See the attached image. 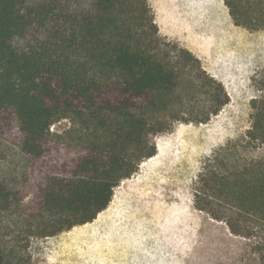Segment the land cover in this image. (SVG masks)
<instances>
[{"label": "trees", "instance_id": "trees-1", "mask_svg": "<svg viewBox=\"0 0 264 264\" xmlns=\"http://www.w3.org/2000/svg\"><path fill=\"white\" fill-rule=\"evenodd\" d=\"M225 4L237 26L264 30V0ZM252 81L250 127L204 159L193 193L246 241L240 264H264V67ZM230 102L192 51L160 36L150 0H0V138L24 164L0 176V264H32L31 238L94 221L156 155L154 135Z\"/></svg>", "mask_w": 264, "mask_h": 264}, {"label": "rangeland", "instance_id": "rangeland-1", "mask_svg": "<svg viewBox=\"0 0 264 264\" xmlns=\"http://www.w3.org/2000/svg\"><path fill=\"white\" fill-rule=\"evenodd\" d=\"M218 2L150 0V5L160 36L190 49L185 27L199 20L194 14L200 11V23L207 24V12ZM239 30L240 42L230 50L218 46L217 52L215 45H192L208 73L219 72L225 80L231 103L206 123L176 122L170 130L154 135L155 157L143 161L138 172L120 183L109 207L94 221L29 240L32 264L241 263L246 241L231 234L225 223L198 210L193 200L204 159L228 141L241 139L250 127V100L257 94L252 77L264 67V30L241 26ZM199 102L205 105L207 100ZM68 124L63 120L52 130ZM23 165L18 148L0 138V176H12ZM23 228L12 230L25 240Z\"/></svg>", "mask_w": 264, "mask_h": 264}, {"label": "crops", "instance_id": "crops-1", "mask_svg": "<svg viewBox=\"0 0 264 264\" xmlns=\"http://www.w3.org/2000/svg\"><path fill=\"white\" fill-rule=\"evenodd\" d=\"M202 14L203 13L200 11L198 13H195L194 15L198 17L199 20H201ZM207 15L209 17L208 19L209 22L207 21V24H205V21L200 23V21L198 20L196 23H191L189 28L185 27L184 32H185V35L188 36L187 41L191 44L190 49L189 48L187 49H189L190 51H194L192 49L193 48L192 45H197V46H200V45L214 46L215 45L214 47L216 51L218 50L217 49L218 46L219 47L223 46L225 47V49L229 48L228 50H230L232 46H235V42H238L240 40L239 33L241 32L239 30L240 26H237L235 22L233 21L229 13V9L227 8L225 4V0H221L220 3L218 2V5L216 6V8L214 10L207 12ZM196 17H194L193 19L197 20ZM206 32L211 33V37L207 38L208 34ZM242 34L247 35L245 33H242ZM219 54L221 56V53ZM214 55L216 56V54ZM210 74L213 77L217 78L219 81H221L229 93V89L227 87V84H225V80H223V78H220L219 76L220 73L215 72L214 74L213 73H210Z\"/></svg>", "mask_w": 264, "mask_h": 264}, {"label": "bare ground", "instance_id": "bare-ground-1", "mask_svg": "<svg viewBox=\"0 0 264 264\" xmlns=\"http://www.w3.org/2000/svg\"><path fill=\"white\" fill-rule=\"evenodd\" d=\"M155 157V156H154ZM154 157H151L150 159H153Z\"/></svg>", "mask_w": 264, "mask_h": 264}]
</instances>
